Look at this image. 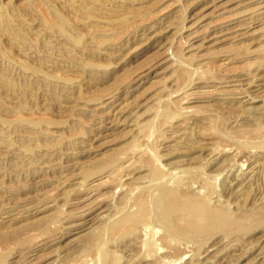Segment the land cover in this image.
<instances>
[{"label": "rangeland", "instance_id": "rangeland-1", "mask_svg": "<svg viewBox=\"0 0 264 264\" xmlns=\"http://www.w3.org/2000/svg\"><path fill=\"white\" fill-rule=\"evenodd\" d=\"M0 264H264V0H0Z\"/></svg>", "mask_w": 264, "mask_h": 264}, {"label": "bare ground", "instance_id": "bare-ground-1", "mask_svg": "<svg viewBox=\"0 0 264 264\" xmlns=\"http://www.w3.org/2000/svg\"><path fill=\"white\" fill-rule=\"evenodd\" d=\"M52 26V25H51ZM54 26V24H53ZM251 83V82H250ZM240 93V92H239ZM245 98V97H244ZM259 98V97H258ZM256 99V98H255ZM104 101V100H103ZM192 183V182H191ZM176 186V185H175ZM168 188V187H167ZM89 189V188H88ZM182 192V191H181ZM150 196V195H149ZM126 197V196H125ZM158 199L157 201L154 203V211L156 216L163 221L164 223H160V224H167V230L173 225L175 228L177 229H187L189 230L191 228V223L189 221L186 222V227H182L180 225H178L176 220L179 218H182L187 215L186 213L190 212V211H196L198 210V212L201 210L197 209L198 206H200V204L197 203L196 199L193 200L194 198H191L188 195H183V194H179L177 193L175 190L173 189H164L162 186V189L160 190L159 195H157ZM143 201V200H142ZM141 200L137 201V207H139V213L131 215L129 217H125V219H123L124 221L122 222H118L114 225V227L112 228V234H118L124 230H133L134 228H137L138 224H142L146 218L147 215V211H146V207L145 205L142 203ZM152 201V200H151ZM196 201V202H195ZM147 202V201H146ZM200 202V201H199ZM202 204V203H201ZM152 205V204H151ZM152 207V206H150ZM204 207V206H203ZM137 210V209H136ZM203 211V209H202ZM207 211H210L207 209ZM205 212V209L203 211V213ZM149 213V212H148ZM206 213H210V212H206ZM213 213V212H212ZM205 215V214H204ZM208 217V216H206ZM185 218V217H184ZM188 219V218H186ZM191 220V219H190ZM157 221V220H156ZM179 221V220H178ZM184 220H182L181 222H183ZM206 223V222H205ZM170 225V226H169ZM165 227V226H164ZM176 229L168 230L169 235H171V232H175ZM178 232V231H177ZM176 232V233H177ZM182 232V231H181ZM187 232V231H186ZM150 233V232H149ZM121 234V233H120ZM167 235V234H166ZM165 235V236H166ZM168 236V235H167ZM171 237V236H170ZM169 238V236L167 237ZM175 238V237H174ZM164 239V238H163ZM170 239V238H169ZM167 240V239H166ZM168 243V242H167ZM147 244V243H146ZM155 244V243H154ZM152 246V245H151ZM148 252V251H147ZM150 254V253H149Z\"/></svg>", "mask_w": 264, "mask_h": 264}]
</instances>
